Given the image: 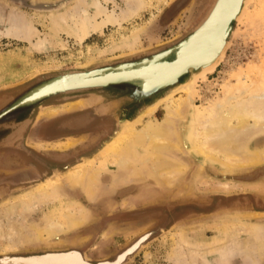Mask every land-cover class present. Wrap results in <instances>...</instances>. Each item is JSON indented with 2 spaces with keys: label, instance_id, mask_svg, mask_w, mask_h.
<instances>
[{
  "label": "rangeland",
  "instance_id": "rangeland-1",
  "mask_svg": "<svg viewBox=\"0 0 264 264\" xmlns=\"http://www.w3.org/2000/svg\"><path fill=\"white\" fill-rule=\"evenodd\" d=\"M96 2L104 4L103 0H73L69 6L75 5L74 13L77 16L82 15V9L88 10L92 16L91 6ZM212 2L213 0H109L105 6L114 10L119 18V25L115 23L113 26H105L79 42L74 34L73 20L64 15V8L52 12L32 9L33 7L20 3L32 9L29 10L7 0H0V26L9 27L12 22H19L30 25L32 30L30 40L17 41L0 37V95L10 92L18 95V91H23L26 96L36 91L49 80L54 81L49 74H43L47 71L75 67L86 69L104 61L156 50L159 46L164 48L155 55L141 56L135 62L115 66V70L139 68L160 57L162 60H172L174 54L167 49L180 44L187 37L205 16ZM259 4H263L260 6L262 8L264 0H253L249 7H254L251 10H257L258 13L261 9ZM263 11L259 16L255 14V24L250 23L253 17L249 20L250 24L247 22L242 27L240 22L232 24L233 34L227 38L229 43L216 71L209 72L202 82L199 78L196 79L189 100L186 99L187 93L181 90L171 95L172 100L179 98L177 104L183 100L187 102L182 105L181 118L178 121L180 135L186 144H183V150L170 154V157H174L170 158L171 162L179 161L186 168L179 181L169 187L152 183V177H147L143 182L127 181L120 183L121 186H113L111 183L117 178V165L111 155L98 154L103 145L114 136L119 124L126 120L140 117L142 123L148 119L156 124L163 115L162 98L167 94L168 88L158 90L148 101L121 111L118 115L116 108H111L100 116L88 105L69 109V104L75 101L81 100L85 104L83 99L88 96L66 99L62 93L49 94L28 103H17L14 110L19 108L21 112L6 110L4 114L8 113L6 116L9 121L25 114L30 119L36 115L35 122L26 128L22 137L25 146L45 159L66 161L56 167V170L46 173L50 176L49 179L41 180L39 172L32 167L12 173L15 183L7 184L13 188L10 197L5 203L0 200V256H33L32 254L52 250H62L61 253H65L64 250H74L69 254L81 260L91 263L101 260L98 264H112L110 261L116 254L128 248L138 238L142 240L153 229L159 228L161 230L124 264H253L251 260H254V264H264V250H257L264 245V229L252 235L247 231H232L229 225H264V173L258 172L264 163L236 171L237 175L222 177L224 173L215 163L205 162V167L200 165L201 159L190 150L185 138L195 106L207 100H215L217 96L224 97L229 94L230 97L237 98L240 96L242 84L251 82L248 86L252 85V78H259L254 84L264 87V81L261 82L264 77ZM60 13H63L64 19L55 17ZM167 54L169 55L165 56ZM236 81L243 83L239 86ZM234 82L239 90L232 91L235 89L233 87L237 88ZM227 83L233 84L229 87L232 90ZM138 85L139 81L116 84L125 88ZM224 85L228 92L224 90ZM98 98L102 103L106 101L101 96ZM10 99L6 101L4 108L14 101V98L12 101ZM155 100H159L155 110L151 114L144 112ZM44 106L47 108H43ZM52 109H57V112L49 117L47 114ZM2 110L3 108L0 111ZM102 110L105 109L99 111ZM80 113L82 117L69 120L78 124L84 123L81 125V137L77 140L69 138L64 142H47L29 136L31 128H38L48 121L60 120L65 115L74 116ZM137 124L140 125L141 122ZM38 136L50 139L45 132L38 133ZM260 136L264 137V134ZM78 165L93 167L98 174L95 187L103 186L107 192L87 200L82 188L64 185L63 192L56 197L50 191L47 196L42 194L44 191L47 193L46 184L50 178V183H60ZM28 170H34L36 175ZM254 173L256 175L249 178ZM18 174L21 178L17 177ZM201 179L208 184L200 183ZM24 180L30 181L18 182ZM228 181L239 188L223 191L215 186L218 182L229 183ZM141 189L144 193L150 191L152 195L140 199ZM74 203L81 205L88 213V218L83 223L85 225L49 237L47 241H41L40 246L37 241L39 232L47 227L51 217L61 216L64 206ZM236 243H240L241 249H246L248 253L235 250ZM76 249L82 251L85 259ZM231 249L236 253L233 258L222 259L220 251L227 250L229 254ZM59 253L50 252L45 255Z\"/></svg>",
  "mask_w": 264,
  "mask_h": 264
},
{
  "label": "bare ground",
  "instance_id": "bare-ground-1",
  "mask_svg": "<svg viewBox=\"0 0 264 264\" xmlns=\"http://www.w3.org/2000/svg\"><path fill=\"white\" fill-rule=\"evenodd\" d=\"M12 1H16L21 4H27L28 6L33 7L32 9L35 8L38 10H49L52 12H55V10L60 11L64 8V15H67L73 20L75 28L74 34L79 42H83L86 38L89 37L90 33L102 30L105 26H109L115 23L119 25V18L114 10H109L105 6V3L109 2V0H103L104 4L101 2L94 3L93 6H91L93 9L92 16L87 12L88 10L84 9L81 10L82 15L77 16L74 13L75 5L73 7L69 6L73 0ZM252 1L253 0H247L245 2L243 10L239 15L238 22H240L241 27L244 24H248L249 20L252 17L253 21L250 20V23L255 24V14H258L257 16H259V14H261V12L264 10V6L262 7L263 10L260 7L263 4H259V8H261L259 9L260 12L259 10L258 13L257 10H251L254 8L249 7V4ZM236 3H238L237 0H226L221 14L219 15L217 21H215L213 24L214 26L212 25L211 29L205 35L200 36V38H198L196 42H193L186 49L185 53L181 55V60H179L172 66H166L163 68L158 67L159 69L157 68V70H153L152 75L156 77L154 82L171 80L182 70L188 69L191 71L192 77L186 82H183L180 88H184L185 92L191 91L194 83H196V80L194 82V77L196 76L194 74V69L197 66H195V64L198 63L201 59V62H203L204 60L208 61L210 59L209 55H212V53L221 46L223 42L221 33L223 29V23L225 22L223 21V19L227 15H229L231 9V12H233ZM256 8L258 9V7ZM64 15L63 13H60L55 17L64 19ZM0 37L11 38L17 41L30 40L32 37V30L30 25L26 23L12 22L9 27L0 26ZM134 42L135 41L133 39V43ZM214 67V65H211L210 67L202 68L203 70L199 71L197 75L200 79V82L206 79L209 71L212 72ZM155 71L158 72V74H156ZM92 72H95V70ZM138 73L141 75H148L147 70ZM259 77L261 78V76ZM81 79H83L81 74H70L68 79H64L63 81L59 82H54V80L50 84L39 89V91L45 88H49L53 85H59L61 87L71 84L78 85ZM256 79L259 78H252L250 81L256 82ZM263 79L264 77H262L261 82L264 81ZM257 81L260 82V80ZM238 82L240 81H236V84L239 86H241V83H243L240 82L239 84ZM254 82H252V85L250 86H248V83L251 84V82H248L246 84L243 83L245 85L242 84V86L240 87V96L237 98L230 97L229 94L226 96L224 95V97L220 96L221 98L217 96L219 97L218 99L216 97L215 100H207L202 102L199 106L194 107V114L191 119L190 128L187 131L185 138L190 150L197 157H199V159H201L199 161L201 166H204L205 162H213L219 167V169H221L223 173H234L236 171L240 172V170L253 168L258 164L264 163V146H262L264 137L260 136L264 134V91L262 89L264 87L258 84L259 86H261V90L259 89V86L254 84ZM170 83H172V81H170ZM227 84L229 85L228 88L233 86V84ZM224 86V90H227V86ZM239 86H237V88L233 87L235 88L233 90L230 88L229 89L232 91L239 90ZM175 87L177 88V86ZM149 88L150 85H145V87L143 86L139 91L141 94L148 93V91H150ZM226 92H228V90ZM189 94L191 93L189 92ZM235 94H237V92H235ZM197 97L200 96L198 95ZM3 100L5 99L0 100V110L7 104V102ZM162 100H164L162 104L163 106L161 105L163 109V115L160 119H158L156 124H153L148 119L142 123L140 117L137 119L135 118L133 120H128L127 122L123 123L120 129L117 130V138L114 141L107 143L101 150V155H111L113 158V162L117 165V178L114 179L111 183L113 186L119 185L120 183H127V181L143 182L145 179H147V177H152V183L155 182L161 187H169L173 184H176L177 180L182 176V173L184 172L186 166L184 165V163H179L178 159V163L174 161L171 162L170 158L174 157H170V154L176 153L177 150H183L182 146L185 142L180 135V131L178 129V121L181 118V108H183L182 105L184 106V103L187 102L183 100L181 102L179 101L177 104L179 98L172 100L171 96ZM77 102L75 101V103H70L68 108H78L84 105L81 100ZM157 104L158 103L153 102L147 108L146 113L151 114L155 110ZM56 112L57 109H52L47 115L51 117L55 115ZM135 122H141V124L138 125ZM26 123L24 122V125ZM59 128H61V126L50 130L46 129L45 133L50 137L59 136ZM21 129L22 128L18 129L17 134H15L16 136L18 135V138L22 131ZM28 171L36 175V172L34 170ZM20 174H18L17 177L21 178ZM97 175V171H95L93 167L78 165L76 169L69 171L60 183L52 184L50 183V178L49 182L46 184L47 193H45L44 191L42 194L47 196L48 192L50 191L49 193L54 194L56 197L58 196V194L63 192L64 185H69L72 187L78 186L79 188H82L83 194L85 195V198L87 200L95 198L97 197V195L100 196L106 191L104 189L105 187L103 188V186L97 188L95 187L96 182L98 181ZM200 183L208 184V182L204 179H201ZM215 186L223 191H232L239 188L238 185L232 184L230 182H218L215 184ZM107 189L109 191L111 190L109 189V186L107 187ZM142 189L140 199H144L146 198L145 196L150 197L152 195L150 191L144 193V190ZM60 215L61 216L55 215L54 217H51V220L47 224V227L43 231L41 230L39 232L37 241L40 242V246L41 241H47L49 237L51 238L56 234L59 235L66 232L67 230L75 229L86 222V219L88 218V213L83 207H81V205H78V203L68 204L64 206L60 212ZM229 225L232 228V231H247L252 235L255 234L256 231L264 229V225L237 226L234 225V223H231ZM229 225L227 226L229 227ZM223 227L225 226L223 225ZM226 229L227 228H225V230ZM234 247L235 250L239 249L237 251H240V253H248L246 249H241L240 243H236ZM257 250H264V245L262 247L259 246ZM220 252V256L222 257V259L233 258V256L236 254L233 249L229 251V254L227 250H221ZM65 256L71 257L70 264H91L69 253L67 255L64 254L63 257H61L60 254H49L43 255L41 257H33L32 259H34V261L36 262L43 261L44 263L48 262V264H62V259ZM178 258H180L179 255ZM251 262L254 264V260H251Z\"/></svg>",
  "mask_w": 264,
  "mask_h": 264
},
{
  "label": "water",
  "instance_id": "water-1",
  "mask_svg": "<svg viewBox=\"0 0 264 264\" xmlns=\"http://www.w3.org/2000/svg\"><path fill=\"white\" fill-rule=\"evenodd\" d=\"M11 2L12 4H15L19 7L25 8V9H30L29 7L23 6L18 2H12L10 0H7ZM238 3H236L235 8L232 11L230 10L229 15H227L223 21V29H222V44L221 46L215 50V52L210 54L209 57L210 59L208 61H203L201 60L195 64L196 68L194 69V74L196 75L194 77V82L198 78V73L200 70H203L202 68L205 67H210L211 65H214V71L216 67L218 66L219 62L221 61V58L223 57L226 48L228 46V40L227 38L230 37L233 34L232 30V24H236L239 19V15L241 11L243 10L244 4L247 0H237ZM226 0H213L210 8L206 12L205 16L202 18V20L189 32L187 37L178 45H172L171 48L167 49L169 53L174 54V58L171 61L167 60H162V57L152 60L148 62L147 64L139 67V68H119L118 70H115V66H123L127 63H132L137 61L138 59L141 58V56H153L159 51L163 50L164 46H159L157 47L156 50H147L145 52L139 53V54H132L129 56H124V57H119L110 61H104L102 63H99L97 65H94L92 67H88L85 69V67H75L71 69H62V70H53V71H47L44 72L43 74H49L54 82H59L63 81L64 79H68L69 75L71 74H81L83 79L79 81L80 83L77 85H66L64 87H61L59 85L55 86H50L49 88L42 89L41 91H37V93L32 94L27 100L28 101H33L36 99L43 98L45 96H48L49 94H54V93H62L66 99H71V98H76L79 96H88V98L83 99L85 100V104L83 107L86 105L92 106L95 110V113L97 115H102L104 114L107 110L111 108H116V115L120 114L121 111H125L129 108H132L135 105H138L140 103H143L145 101H148L150 98L154 96V94L163 88H168L167 94L162 98L166 99L170 97L175 91L181 90L184 91V88H180L181 84L183 82H186L187 80L191 79V71L188 69L182 70L176 76L167 81H161V82H154L155 76L152 75L153 70H157V68H163L166 66H172L176 64L179 60H181V55L185 53L186 49L193 43L196 42L200 36L205 35L212 27L215 21H217L219 15L222 12V9L224 7ZM249 2V1H248ZM247 2V3H248ZM228 3V2H227ZM35 11V10H33ZM40 12V11H36ZM43 13V12H42ZM49 13V12H47ZM214 26V25H213ZM166 50V51H167ZM169 54L165 55L168 56ZM164 56V57H165ZM221 57V58H220ZM202 58V57H201ZM158 68V69H159ZM208 69V68H207ZM206 69V70H207ZM96 70L95 72H92ZM148 71V75H141L138 72L141 71ZM156 72V71H155ZM210 72V71H209ZM158 74V72H156ZM150 77V78H149ZM139 81L138 86H132V87H120L116 86L118 83H123V82H136ZM172 81V83H170ZM145 85H150V91L148 93L141 94L139 89L140 87H145ZM177 86V88L175 87ZM195 83L193 85V88L191 91L186 92L187 93V100L191 97V93L194 89ZM69 87V89H68ZM185 92V91H184ZM98 96H101L102 98H105L106 101L101 102V100L98 98ZM108 96V97H107ZM91 101V102H90ZM159 100H155L154 103H158ZM149 107V106H148ZM147 107V108H148ZM144 110V112H147ZM78 109V108H77ZM100 109H105L104 111H99ZM129 119V120H133ZM126 120L125 122H127ZM124 123V122H123ZM121 123L118 127L123 125ZM137 124V122H135ZM117 131L115 132L114 136L110 138V140L107 143H110L114 141L117 138ZM105 143L102 147L107 144ZM101 149V150H102ZM101 150L98 152L99 155H101ZM205 167V165H204ZM259 173H264V166L258 170ZM234 173H224L221 176L225 177L227 176H234L237 175ZM256 173L250 174L249 178L255 176ZM17 182V181H16ZM19 182H26L24 181H19ZM161 229H154L152 230L145 238L141 240V238H138L135 240L128 248H125L123 251L120 253L116 254L113 257V260L110 262L112 264H124L129 257L134 255L139 248L147 241L149 240L152 236L157 234ZM137 244V245H136ZM136 246V247H135ZM133 247V248H132ZM66 251L65 253H61L62 250H52L50 252H55L58 253L60 252V256L63 257L64 254L67 255L70 252H74L71 250H64ZM77 253L82 256V258L85 259L84 254L82 251L76 249ZM49 251L44 252L42 254H32L38 255L37 257H41L47 253H50ZM63 254V255H62ZM120 254V255H119ZM33 256L30 255H1L0 256V264H48V262L44 263L43 261H34ZM62 264H70L71 257L65 256L63 259ZM88 261V260H87ZM101 261V260H99ZM99 261H96L95 263L98 264ZM91 263V262H89ZM91 263V264H95ZM49 264H55V263H49Z\"/></svg>",
  "mask_w": 264,
  "mask_h": 264
},
{
  "label": "flooded vegetation",
  "instance_id": "flooded-vegetation-1",
  "mask_svg": "<svg viewBox=\"0 0 264 264\" xmlns=\"http://www.w3.org/2000/svg\"><path fill=\"white\" fill-rule=\"evenodd\" d=\"M167 61H171V60H167ZM51 82L52 80H49L41 88L50 84ZM39 89H37L36 91L30 94H27L26 96H24V94L26 93H22L23 91L21 92L18 91L19 93L18 95L15 92L3 93L0 95V99H10L11 98L10 100L12 101L14 98V101H12V103H10L11 102L10 101L9 102L10 104L8 103L9 105L6 108H3L2 111H0V183H1L0 192H5L7 196H10L11 190H13V188L9 187L7 184H10L12 182L15 183L14 179H12V176H11L14 171L17 172L19 170L32 167L33 169L39 172L41 180L43 178L49 179L50 176L46 175V173L48 174L50 170L52 171L56 170L57 169L56 167L63 165L64 162L66 161L65 159L63 160L45 159L43 157H40L36 151H32L25 146L24 142L22 141L23 140L22 137L25 134L24 132L26 128L28 129L31 126V124L35 122L36 115L33 119H30V116L25 114L23 116L17 117L15 120L9 121V119L7 120L8 116H6L8 115V113L4 114L5 111L8 109H11V111H15V113L16 111L17 112L20 111L18 110L19 108L17 110H14L15 108H17L16 106L17 103L18 104L28 103L29 101L27 99L32 94L39 91ZM15 95H17L16 100H15ZM43 108H47V106H44ZM36 110H37V107H35V111ZM80 116H81V113L74 115V116L65 115L64 117L60 118V120L45 122L43 125L39 126L38 128H31L32 130H30L29 136L32 135V137L35 140H43L47 142H58V141L64 142V140H67L69 138H73L77 140L78 138L81 137V125H83L84 123L78 124L73 121L69 122V120H72ZM83 116H86V118H88L87 115H83ZM22 122L23 123L27 122V123L24 125ZM95 123L96 121L93 124ZM59 126H61V128H59L58 130L60 134L59 136H56V137L49 136L48 138L50 139L38 136V133L40 134L41 132L44 133L46 129L50 130L53 128H57ZM20 128H22L21 129L22 131L20 133V137L18 138V135L16 136L15 134H17V130ZM26 181H30V180H26Z\"/></svg>",
  "mask_w": 264,
  "mask_h": 264
},
{
  "label": "crops",
  "instance_id": "crops-1",
  "mask_svg": "<svg viewBox=\"0 0 264 264\" xmlns=\"http://www.w3.org/2000/svg\"><path fill=\"white\" fill-rule=\"evenodd\" d=\"M1 100V99H0ZM8 99H5V100H3V101H7ZM65 189V188H64ZM10 196H7L6 194H5V192H0V200L3 202V203H5L6 202V200H7V198H9ZM133 202V201H132ZM85 224H82V225H80L81 227L82 226H84ZM79 226V227H80Z\"/></svg>",
  "mask_w": 264,
  "mask_h": 264
}]
</instances>
